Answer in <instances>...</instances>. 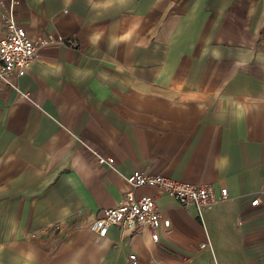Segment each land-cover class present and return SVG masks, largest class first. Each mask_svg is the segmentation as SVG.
<instances>
[{
	"label": "crops",
	"instance_id": "1",
	"mask_svg": "<svg viewBox=\"0 0 264 264\" xmlns=\"http://www.w3.org/2000/svg\"><path fill=\"white\" fill-rule=\"evenodd\" d=\"M14 16L47 43L0 85V264H264V0H19ZM136 172L228 198L199 216L132 189ZM128 191L168 221L156 242L89 230Z\"/></svg>",
	"mask_w": 264,
	"mask_h": 264
},
{
	"label": "built area",
	"instance_id": "2",
	"mask_svg": "<svg viewBox=\"0 0 264 264\" xmlns=\"http://www.w3.org/2000/svg\"><path fill=\"white\" fill-rule=\"evenodd\" d=\"M18 4L19 0H0V5L5 7V13L1 17L5 26V36L0 40V85L10 89L17 88V80L27 73L38 48L47 43L30 39L25 29L16 21L14 9ZM95 157L100 165L113 166V159L98 154H95ZM126 182L132 189H157L182 207L192 205L199 216L203 210L228 198L226 188L216 191L211 185L183 183L162 175H145L136 172L127 177ZM257 203L258 199L252 201L251 205L255 206ZM168 225V221L161 219L154 198L136 197L132 191H128L116 207L103 209L90 223L89 230L98 239H102L106 237L111 226H119L129 231L147 228L152 241L156 242L159 228ZM46 231L52 234L61 233L62 224L54 223ZM129 258L135 260L134 255Z\"/></svg>",
	"mask_w": 264,
	"mask_h": 264
}]
</instances>
